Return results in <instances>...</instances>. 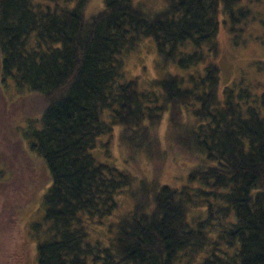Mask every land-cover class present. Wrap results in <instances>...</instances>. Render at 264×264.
I'll return each mask as SVG.
<instances>
[{"label":"trees","instance_id":"16d2710c","mask_svg":"<svg viewBox=\"0 0 264 264\" xmlns=\"http://www.w3.org/2000/svg\"><path fill=\"white\" fill-rule=\"evenodd\" d=\"M102 1L88 16L90 0H0L3 83L43 102L40 127L26 135L50 179L37 264H264V91H221L216 63L222 27L237 44L260 1L165 0L155 13L140 0ZM146 38L163 67L181 73L165 70L159 95L149 92L154 101L125 79L122 61ZM190 102L199 106L188 112L195 125L171 135L194 161L187 179L198 187L142 181L109 244L92 243L91 226L113 215L134 181L95 159L98 139L119 127L123 146L149 153L155 140L141 130ZM200 197L205 206L190 219L189 204Z\"/></svg>","mask_w":264,"mask_h":264},{"label":"rangeland","instance_id":"374dc122","mask_svg":"<svg viewBox=\"0 0 264 264\" xmlns=\"http://www.w3.org/2000/svg\"><path fill=\"white\" fill-rule=\"evenodd\" d=\"M140 1L144 9L151 13L166 6L165 0ZM259 1L250 6L255 21L237 34V44L232 42L224 27L220 31L216 63L220 68L221 91L225 86L234 84L242 88L248 86L257 95L264 91L259 86L264 83V27L259 25L264 22V0ZM102 6V0H90L86 14L94 15ZM222 18L223 15H220ZM122 61L125 79L136 80L139 89L146 93L155 92L159 95L160 88L156 82L163 79L167 70L172 74H181L173 65H168L167 70L163 67L151 38L141 40L134 49L124 53ZM1 63L0 53V155L7 158V162L2 163L0 157V264H37L36 244L44 236L46 227L42 201L44 188L50 184V179L45 164L30 151L26 135L33 128L40 127L35 121L41 117L43 102L33 94L18 91L11 79L3 83ZM149 99L154 101L151 95ZM191 107V102L187 110L178 103L168 109L159 123L146 125V129L141 130L143 134L148 133L151 141L155 140L152 143L153 150L149 153L123 146L119 140V127L114 128L113 135L98 139L92 151L95 159L130 174L134 181L130 191L126 187L124 191L127 192L119 195L118 209L113 215L102 225L91 226L89 234L92 243L99 242L102 246L109 244L115 233L114 223L133 210L137 201L133 193L138 192L137 187L142 181L148 186L158 181L160 185H168L173 189H181L187 184L192 188L198 187L187 179V169L194 161L188 156L186 146L180 145L176 137L171 135L177 127L180 131L184 130L185 134L195 125L194 117H188V112L199 106ZM174 109L181 110V113L178 120L173 119L172 124L169 116ZM196 199L193 204H189L190 219L195 218L205 206L203 197Z\"/></svg>","mask_w":264,"mask_h":264}]
</instances>
